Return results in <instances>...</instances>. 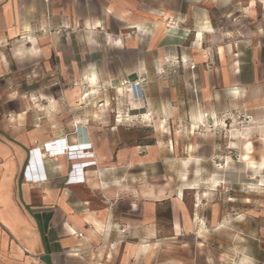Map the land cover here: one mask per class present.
<instances>
[{
  "label": "crops",
  "instance_id": "obj_1",
  "mask_svg": "<svg viewBox=\"0 0 264 264\" xmlns=\"http://www.w3.org/2000/svg\"><path fill=\"white\" fill-rule=\"evenodd\" d=\"M183 2L0 0V264H215L207 252L201 262L198 254L181 261L162 257L160 244L200 237L183 200L184 190L195 188L170 180L175 173L167 171L172 152L165 143L117 148L110 138H69V121L74 118L80 132L81 115L69 118L53 95V87L75 82L77 88L85 78L92 92L97 77H144L129 71V62L146 70L165 57V29H187L180 22ZM166 22L173 25L167 29ZM256 27L253 39L237 37V49L230 40L216 45L220 65L203 68L199 92L209 118L227 113L233 103L250 117L230 142L238 143L242 161L254 159L247 168L251 176L264 174V7ZM204 31H197L196 41ZM96 40H106L113 52L90 54ZM189 43L192 52L203 50ZM181 46L176 44L180 56L186 54ZM118 62L121 74L115 65L100 74V63ZM56 139L76 148L56 151ZM226 143L222 138L221 155ZM256 241L257 247L245 245L223 262L264 264V231Z\"/></svg>",
  "mask_w": 264,
  "mask_h": 264
},
{
  "label": "rangeland",
  "instance_id": "obj_2",
  "mask_svg": "<svg viewBox=\"0 0 264 264\" xmlns=\"http://www.w3.org/2000/svg\"><path fill=\"white\" fill-rule=\"evenodd\" d=\"M263 7L264 0H184V15L180 22L187 29L176 33L165 29V57L146 64V70L142 63L129 62V71L145 72L144 77H97L92 92L86 78L79 81L77 88L75 82L53 87V95L61 98L60 103L66 106L68 117L81 115L78 126L84 138H110L117 148L160 141L172 152V158L167 160V171L175 173L170 180L177 182L179 188H195L184 190L183 200L197 218L196 229L200 237L186 236L160 244L164 250L162 257L176 255L181 261L198 254L197 262H201L200 256L207 252L213 256L215 264H221L228 253L236 256L245 245L254 243L258 246L256 238L264 231V186H260L264 180L258 179H264V174L254 171L252 176H258V179H253L247 168L254 159L242 161L238 143L230 142L238 140V130L244 119L248 121L250 117L236 111L233 103L227 113L209 118L204 113L205 104L199 92L203 68L220 65L216 45L230 40L237 49V37L253 39L258 30L256 26L261 23ZM157 17L164 18V15ZM164 25L169 29L173 24L166 22ZM201 29H205L202 39L196 41L197 31ZM174 35L182 37L173 39ZM131 36L133 32L130 31ZM145 40L147 38L142 42ZM183 41L186 44L192 41L193 46L199 48L202 45L203 50L192 52L191 42L185 46ZM96 42L95 47L88 48L90 54L107 50L109 56V51L113 52L105 44L106 40L105 46L100 40ZM176 44L182 45L186 54L178 55ZM99 65L100 74L105 76L113 71V65L118 74L123 70V64L119 62ZM92 66L95 71V65ZM218 82L215 79V83ZM60 89L66 90L67 95ZM199 112L203 116H196ZM73 120L69 121L66 130L69 138L79 134L72 125ZM222 138L227 141L224 155L220 154ZM251 145L252 150L255 149V144ZM212 149L215 154L210 156ZM186 178L188 182H180ZM166 208L164 204V213ZM212 223L214 227H210Z\"/></svg>",
  "mask_w": 264,
  "mask_h": 264
},
{
  "label": "built area",
  "instance_id": "obj_3",
  "mask_svg": "<svg viewBox=\"0 0 264 264\" xmlns=\"http://www.w3.org/2000/svg\"><path fill=\"white\" fill-rule=\"evenodd\" d=\"M52 144L54 145V150H56V151L59 150L63 153L68 152L70 150V148L75 147L72 144L62 143L61 139L60 140L59 139L53 140ZM87 149H85V150H87ZM221 264H236V263H234V262H222Z\"/></svg>",
  "mask_w": 264,
  "mask_h": 264
},
{
  "label": "bare ground",
  "instance_id": "obj_4",
  "mask_svg": "<svg viewBox=\"0 0 264 264\" xmlns=\"http://www.w3.org/2000/svg\"><path fill=\"white\" fill-rule=\"evenodd\" d=\"M198 39L200 38V36H201V33H198ZM206 41V40H205ZM92 83H94L95 81H94V77H93V79H91L90 80ZM139 83L137 82L136 83V85H138ZM87 95H88V93H87ZM76 129H77V126H76ZM82 133L81 132H79V134L78 135H76V137L75 138H84V136L83 135H81ZM41 148V147H40ZM74 148H76V146L74 147ZM73 148V149H74ZM42 149V148H41ZM63 153V152H62Z\"/></svg>",
  "mask_w": 264,
  "mask_h": 264
}]
</instances>
